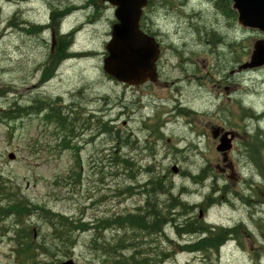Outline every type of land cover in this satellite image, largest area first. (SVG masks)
I'll return each mask as SVG.
<instances>
[{
	"label": "rangeland",
	"instance_id": "1",
	"mask_svg": "<svg viewBox=\"0 0 264 264\" xmlns=\"http://www.w3.org/2000/svg\"><path fill=\"white\" fill-rule=\"evenodd\" d=\"M207 7L210 9V6ZM32 8L42 22L47 20L46 7L37 5ZM16 10L15 6L0 3V89L7 93L6 97L0 96V110L8 109L14 100L27 106L34 100L60 98L62 102L59 106L64 107L65 112H73V117L81 116V121L76 126L77 134L71 138L76 149L59 147L66 133L54 125L46 126L42 123V116H26L9 127L4 122L0 123V173L12 181L14 188L20 189L33 203L46 205L69 217L82 218L86 223H94L107 216L136 213L150 200L144 190H149L151 186L144 185L155 178H163L162 181L170 185L172 192L182 200L200 205L211 193L212 181L194 185L181 172L197 174L207 166L215 169L219 154L211 128L234 127L241 133L229 155L234 171L228 173L225 179L217 177L220 185L231 184L232 193L221 203V200L215 202L216 197H213L215 204L206 212L204 221L214 227H234L244 221L249 232H256L251 217L262 208L254 205L247 210L245 205H248L249 199L252 203H264V178L255 164L239 160V153L244 143H248L264 167V141L260 139H264V135L259 138L256 134L259 130L264 134V118L257 121L245 117L243 113L246 108L264 116V68L231 77V83L236 87L225 83L218 88L219 82L229 77V72L217 68L214 57L209 59L207 56L204 61V58H198L196 52L190 53L189 61L194 64V69L187 71L175 59L177 54L168 48L161 61L164 83L129 89L108 78L103 70L109 23H88L86 14H77L67 26L80 27L74 48L79 55L63 64L55 77L45 83L41 74L36 72L39 63L45 60L43 49H39L35 41L7 29L6 21ZM158 25L162 32L168 33L166 39L179 42L172 22H158ZM262 39L264 34L261 32L244 31L245 62L250 60L255 43ZM188 40L191 41V38ZM190 45L193 46V43ZM183 46H186L185 43ZM128 101L133 104L131 114H128ZM177 101L197 114L191 118L174 114ZM105 107L106 111H103ZM91 114L97 115L98 121L108 122L114 133H120L122 140L128 137V145L117 143L115 134L101 135L100 132L94 133L93 129L79 131L78 128ZM147 115H152V122H145ZM156 116L159 118L155 120ZM225 116L230 117L228 123L231 124L224 123L222 117ZM89 124L91 127L95 125L91 120ZM147 127H157L155 131L161 127L162 134L159 136L162 139L154 138ZM93 134L94 140H91ZM175 149L182 153H177ZM11 154L15 156L13 161L8 158ZM120 157L131 161V164L124 167L118 163L121 162L118 161ZM78 166L79 175H76ZM174 166L179 167V175L172 172ZM214 172L219 174L216 170ZM252 185L254 189H251ZM128 188L134 192L131 195L122 194L121 191ZM182 188L188 192L181 194ZM162 197L164 195L160 199ZM229 198L230 202H227ZM165 200L162 198L161 202ZM196 214H199L198 209L193 216ZM33 223L37 224L36 238L50 233L37 219H33ZM247 233L246 229H239L242 246L229 242L221 249L220 256L208 257L186 252L184 245L194 239L190 236L179 238L172 226L166 229V234L142 240L140 234L129 232L128 238L139 237L136 240L139 249L145 253L143 257H155L157 251L167 252L170 257L162 264H258L257 253L264 264V242L257 235L248 236ZM94 235L103 236L96 249L91 247ZM121 236L122 232L108 231L81 234L72 259L75 264H110L111 258L107 255L109 246H114ZM10 237V234H0V264L14 262V243ZM105 241L109 243L107 250ZM151 242L153 245H149ZM123 253L128 257L132 254L136 256L135 251ZM67 260L64 259V262Z\"/></svg>",
	"mask_w": 264,
	"mask_h": 264
},
{
	"label": "flooded vegetation",
	"instance_id": "2",
	"mask_svg": "<svg viewBox=\"0 0 264 264\" xmlns=\"http://www.w3.org/2000/svg\"><path fill=\"white\" fill-rule=\"evenodd\" d=\"M0 3L10 7L15 6L17 8L13 20L14 24L9 27L12 32L16 33L18 36L35 41L38 48L43 49V52L47 54L45 55V66L55 63L62 58L61 55L63 51L60 52L62 43L67 41L68 38L70 39L76 36L80 30V27L75 28V26H67L70 19L67 20L66 17L69 13H73L70 15L72 17L77 14H86L88 23L108 22L110 34L114 24L118 22V16L116 14L118 7L111 4L108 0H0ZM37 5L47 8L48 17L45 22H42L41 19L38 18L39 14L32 8ZM207 5L210 6V9ZM238 17V11L234 9V2L232 0H147V4L142 8L140 18L141 29L145 34L156 39L157 43L160 45L161 54L157 64L159 81L156 84L146 82L143 86L155 87L164 83V72L161 67V61L163 55L168 51V48H171L172 51L177 54L175 59L180 67L187 71L191 68L194 69V64L189 61L191 59L190 53L196 52L195 54L198 58H204V61L207 60V56L209 59L214 57L217 68H224L229 72V77L222 79L219 82L218 88H221L225 83H231V77L241 76L243 73L232 74L234 70L244 63V28L239 25ZM158 22H172L174 34L179 36V42L177 43L166 39L168 33L162 32ZM35 30H37V32ZM188 38H191V41L188 40ZM183 43H185L186 46L182 47ZM192 43L193 46L190 45ZM105 44H107V42ZM189 47H191V49H189ZM71 55H73V53H71ZM193 77L194 75L191 76V78ZM165 84L168 85L167 82H165ZM231 84L235 86L233 83ZM132 105H130V101H128V114L133 112L130 108ZM103 111H106V107ZM173 112L179 117H185L184 115L188 112L195 113L188 107L182 105L180 101H177V105ZM243 113L245 114V112ZM151 117L152 115H147L145 122H152ZM247 117L255 118L256 116L248 114ZM157 118L159 117L156 116L155 120ZM222 120L224 123H228L230 117H222ZM155 123L157 122L155 121ZM147 128L154 138L158 140L162 139L159 136L162 134L160 131L161 127L160 130L157 131H155L157 127ZM91 129L94 130V133H97V127H92ZM91 129H89V131H91ZM226 133H233V144L239 141L241 133L234 127H214L211 128V135L216 143V147ZM94 136L93 134L92 137ZM243 146L244 147H242L239 153V160L242 159L244 162H247V159L253 160L251 158V155H253L251 146L246 143H244ZM229 155H218L219 162L216 165V169L220 171V176L224 179L228 173L234 171V164L230 162ZM220 160H222V163H220ZM193 176H195V174H193ZM183 177L188 179L192 184L197 185L195 178L189 176ZM203 184H205V182H203ZM224 188L227 190V197H229L232 193L230 190L231 184L226 182ZM254 188L255 186L252 185L251 189ZM187 192L185 188H182L183 194ZM219 192H221V190H219ZM251 200H254V198L251 197ZM226 201L230 202V198ZM212 202V192L205 197L203 203L200 205H192L187 202L189 206H193L188 217L193 224L192 232L189 234L190 238L192 240L194 239V241L190 243L191 253L202 254L206 257L209 255L220 256L221 249L229 242L238 243L242 246L240 236H238L240 228L246 229L248 236H253L255 234L264 242V203L260 201L252 203L249 199L251 204L248 202V205H245L247 210H250L254 205H260L262 208L259 213L251 217L256 229L255 233H251L248 230V224L244 221L235 224L234 227H214L202 221L204 220L206 212L210 209ZM197 209L199 210V214L193 216ZM257 228L259 230L258 233ZM206 246L211 249L206 250ZM258 257L257 253L256 258Z\"/></svg>",
	"mask_w": 264,
	"mask_h": 264
},
{
	"label": "trees",
	"instance_id": "3",
	"mask_svg": "<svg viewBox=\"0 0 264 264\" xmlns=\"http://www.w3.org/2000/svg\"><path fill=\"white\" fill-rule=\"evenodd\" d=\"M72 43L73 38H68L62 43L60 50V52L63 51L62 58L44 67L42 71L44 80L53 78L60 65L59 62L71 56L68 51ZM247 54L246 52L245 55ZM6 94L4 90L0 89L1 97H6ZM60 102H62L60 98L51 101L44 98L34 100L30 105L22 106L18 100L11 101L8 109L0 110V123L4 122L9 127L10 124L26 116H44L42 123L46 126L54 125L56 129L66 133V137L62 138L59 147L76 149L77 147L72 145L71 138L77 134L75 130L81 121V116L73 117V112H65L64 107L59 106ZM89 122L86 120L82 126L86 128ZM97 123L101 135L113 136L115 134L114 138L117 143L128 145V137L126 140H122L120 133H114V128L108 122L102 120ZM78 130L80 131L81 127ZM114 138L112 137V139ZM117 157L119 156L117 155ZM120 158L118 161L121 162L118 163L124 167L131 164V161L124 157ZM77 164H80V161H77ZM77 168L75 174L79 175V166ZM150 171L149 168L148 172ZM208 173L207 170H203L200 174L193 176L189 171H184L183 176L195 178L196 183L200 184L209 176ZM148 185L151 188L145 189L144 193L150 200L147 201L146 206L137 209L136 213L116 217L107 216L94 221V223H86L82 218L69 217L63 213L55 212L46 205L33 203L21 193L20 189L13 187L9 178L0 173V234L2 236L11 235L10 240L14 243L13 253L15 256L12 264H63L64 259H71L75 255L81 234L103 233L104 231L123 233V236L118 237L115 245L109 246V249V243L104 242L105 250L108 249L107 255L111 258L110 264H162L170 257L167 252L157 251L155 257L150 255L143 257L136 240H139V237L129 239L128 233L139 232L143 234L142 239L150 238L164 232V228L172 224L179 236L191 234L193 224L187 215L192 207L180 197L173 195L171 186L162 179H151L144 186ZM121 192L131 195L134 190L128 188ZM162 195H164L162 198H166L164 202H161L162 198L160 199ZM33 219H37L38 222L46 226L50 233L36 238L37 224L33 223ZM94 236L91 247L96 249L100 244L99 239L103 236ZM188 248L191 249V247ZM127 250L128 252L135 251L136 256L133 254L130 257L124 255L123 252Z\"/></svg>",
	"mask_w": 264,
	"mask_h": 264
},
{
	"label": "water",
	"instance_id": "4",
	"mask_svg": "<svg viewBox=\"0 0 264 264\" xmlns=\"http://www.w3.org/2000/svg\"><path fill=\"white\" fill-rule=\"evenodd\" d=\"M118 7V23L114 25L111 40L107 45L108 56L104 60V71L117 83L136 87L147 81L157 82V62L160 45L155 38L141 30L142 8L147 0H108ZM238 11V23L245 30L259 31L264 34V0H232ZM264 67V40L254 45L250 61L239 67L238 72ZM232 140H222L220 152L232 149ZM14 160L15 156L10 155ZM177 171L175 167L173 169ZM64 264H75L70 260Z\"/></svg>",
	"mask_w": 264,
	"mask_h": 264
},
{
	"label": "bare ground",
	"instance_id": "5",
	"mask_svg": "<svg viewBox=\"0 0 264 264\" xmlns=\"http://www.w3.org/2000/svg\"><path fill=\"white\" fill-rule=\"evenodd\" d=\"M35 31L37 32V30H35ZM36 32H35V33H36Z\"/></svg>",
	"mask_w": 264,
	"mask_h": 264
}]
</instances>
